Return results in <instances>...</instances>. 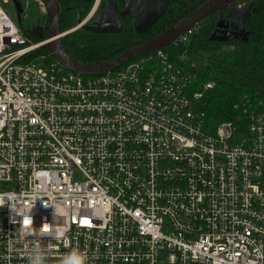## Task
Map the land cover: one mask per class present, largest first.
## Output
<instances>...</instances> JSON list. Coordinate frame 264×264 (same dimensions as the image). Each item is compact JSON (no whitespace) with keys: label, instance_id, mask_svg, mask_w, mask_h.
Returning a JSON list of instances; mask_svg holds the SVG:
<instances>
[{"label":"built area","instance_id":"1","mask_svg":"<svg viewBox=\"0 0 264 264\" xmlns=\"http://www.w3.org/2000/svg\"><path fill=\"white\" fill-rule=\"evenodd\" d=\"M10 1L0 0V181L10 185L0 194L25 207L43 197L29 216L0 206V264H26L30 225L53 222L65 231L38 245L46 264L74 250L87 264H264V100L245 93L211 130L197 106L215 80L197 84L194 58L160 48L106 73L70 70L25 33L22 20L36 6L45 18L46 3L21 0L17 21ZM41 56L48 69L35 66ZM51 201L64 211L55 221Z\"/></svg>","mask_w":264,"mask_h":264},{"label":"trees","instance_id":"2","mask_svg":"<svg viewBox=\"0 0 264 264\" xmlns=\"http://www.w3.org/2000/svg\"><path fill=\"white\" fill-rule=\"evenodd\" d=\"M105 2L108 0H103ZM120 2L121 0H114ZM205 0H171L165 14L145 33L139 34L134 29L130 17L121 21L122 28L117 33H95L77 29L68 33L61 40L64 50L78 63L97 65L113 59L139 44L159 34L165 28L186 17L196 6ZM242 0H239L240 2ZM246 1V0H243ZM61 30H67L77 21V11L82 16L93 4V0H58ZM233 5L207 16L198 24V30L192 35L189 43L172 42L163 47L179 58L183 53L194 58L197 64V84L215 80V85L208 90L204 99L197 106L203 110L209 129L215 128L220 122L232 119L237 114L233 110L236 100L249 93L252 98L264 100V0H255L250 17L246 20V29L250 31L247 40L219 42L211 40L213 20L217 14L231 13ZM48 22L38 37H47ZM26 34L36 40L29 31ZM48 51L47 48H40Z\"/></svg>","mask_w":264,"mask_h":264},{"label":"water","instance_id":"3","mask_svg":"<svg viewBox=\"0 0 264 264\" xmlns=\"http://www.w3.org/2000/svg\"><path fill=\"white\" fill-rule=\"evenodd\" d=\"M17 9L18 21H21V12L23 3L21 0H13ZM48 9V33L47 37L40 44L41 47H46L64 67L85 74H99L114 70L131 60H135L150 52L170 45L176 41L181 35L185 34L189 29L197 25L202 19L209 15L215 14L218 11L233 5V15L235 20L229 24L218 19L215 22L213 35L218 29L223 34L222 40L229 41L231 39L247 40L249 31L245 28V21L250 17L255 0L239 5V0H205L200 5L196 6L186 17L177 21L173 25L167 27L153 38L147 40L122 54H119L113 59L106 60L97 65H85L76 62L63 48L61 30L59 3L57 0H43ZM100 0H95V6ZM171 0H121L124 9H118L116 1L109 0L105 6L100 9L94 20V25L86 23L82 19L81 12H77V24L65 30L68 33L78 28L95 33H117L121 30V17L128 16L133 19L134 29L137 33L142 34L148 31L154 23L162 17L167 11ZM96 8V7H95ZM230 26V28H228ZM214 36L211 37L213 39Z\"/></svg>","mask_w":264,"mask_h":264},{"label":"clouds","instance_id":"4","mask_svg":"<svg viewBox=\"0 0 264 264\" xmlns=\"http://www.w3.org/2000/svg\"><path fill=\"white\" fill-rule=\"evenodd\" d=\"M0 195H3L5 198H7L5 199V203L0 204V206L7 204L10 210V216H9L10 219H12L13 215L20 217L29 216V213L33 208L37 199L43 197L40 192H33V194L30 197L32 201L31 206L25 207L17 204V198L14 193H6ZM49 203L54 206L53 217L55 221L57 217L64 214V211L61 208L59 202L51 201ZM12 222L16 223L15 220H12ZM44 224H42L39 228H33L30 225V230H29L30 234L33 235L35 239L33 240L29 253L26 256V264H46L45 249L38 245L44 239L45 234H48L50 236L49 240L59 239L64 234L65 230L58 223L55 222L51 224L48 223L49 227L47 229H45ZM87 261H88V257L86 253H84L81 250H74L59 257L57 264H87Z\"/></svg>","mask_w":264,"mask_h":264},{"label":"rangeland","instance_id":"5","mask_svg":"<svg viewBox=\"0 0 264 264\" xmlns=\"http://www.w3.org/2000/svg\"><path fill=\"white\" fill-rule=\"evenodd\" d=\"M241 2H248V0L246 1H240ZM104 3L103 0H100L98 2V5L95 6V0H93V4L92 6L90 7V9L87 11L86 15L82 16V12H81V16H82V19L85 20V19H88V21L86 20V23L92 21L93 19L95 20L96 18V15L97 13L100 11L101 7L103 6L102 4ZM239 3V2H238ZM96 7V8H95ZM5 8L7 9V11L9 12V14L15 19L18 21V18H17V9H16V6H15V3L13 1H10L9 3L5 4ZM36 9L37 6H36ZM35 9V7H33V10L31 12V15H30V21L31 23H28L26 22L27 20H22V24L27 27V31L30 32V34L34 35L33 37L38 40V41H41V38L38 37V32H43V27H45V22L47 20V16L44 18V15L40 14L39 12H37V10ZM92 11V12H91ZM78 12V11H77ZM77 24V21L75 22ZM31 24V26H30ZM76 24H74L76 26ZM78 29H81V28H78ZM77 30V29H76ZM75 31V30H74ZM26 33V32H25ZM70 33V32H69ZM68 34L67 31L63 30V36L61 37V40L64 36H66ZM38 41H35V40H32V42L36 43ZM43 41V40H42ZM140 45V44H139ZM138 46V45H137ZM45 49V47H43ZM34 64L37 68H43V69H48V65H47V62H46V59L41 56V57H37L34 61ZM0 186L3 187V188H9L10 185L6 184L5 182H1L0 181Z\"/></svg>","mask_w":264,"mask_h":264},{"label":"flooded vegetation","instance_id":"6","mask_svg":"<svg viewBox=\"0 0 264 264\" xmlns=\"http://www.w3.org/2000/svg\"><path fill=\"white\" fill-rule=\"evenodd\" d=\"M58 1V0H57ZM98 1V0H97ZM109 1V0H108ZM112 1H114V0H112ZM249 1V0H248ZM117 3H118V9L119 10H122V9H124V7H123V5H122V3H121V1L120 2H118V1H116ZM245 3V2H244ZM243 2H239V5H242V4H244ZM105 4H106V2H105ZM105 4H104V6H105ZM104 6H102V7H104ZM102 7H101V9H102ZM210 16V15H209ZM124 17H127V15L126 16H122L121 17V21H122V19L124 18ZM132 19V18H131ZM218 19H221V20H223V22H228L229 24H231V22L232 21H234L235 20V18H234V15H231V13H229V14H227V16H225V13H222V14H217V17H215V19L213 20L214 22H213V28H212V31H211V36H210V39H211V37L212 36H214V38H213V40H217V41H219V42H225L224 40H222L221 38H222V36H223V34L222 33H220V31L219 30H222L223 29V27H221L220 29H218L217 31H216V33L213 35V31H214V29H215V22L218 20ZM85 20H87L88 21V19H85ZM132 21H133V19H132ZM76 24V23H75ZM87 24H90V25H94V19L92 20V21H90V22H88ZM134 24V23H133ZM73 27V26H72ZM122 28V27H121ZM228 28H230V26H228ZM245 28H247L246 27V21H245ZM166 29V28H165ZM247 31H249L248 29H246ZM163 31V30H162ZM147 32V31H146ZM249 33H250V31H249ZM153 38V37H152ZM212 40V39H211ZM231 40H233V39H231ZM231 40H229V41H231Z\"/></svg>","mask_w":264,"mask_h":264},{"label":"snow or ice","instance_id":"7","mask_svg":"<svg viewBox=\"0 0 264 264\" xmlns=\"http://www.w3.org/2000/svg\"><path fill=\"white\" fill-rule=\"evenodd\" d=\"M83 222H84V223H89V221H88L87 218H85ZM25 223H29V221H28V220H25Z\"/></svg>","mask_w":264,"mask_h":264},{"label":"crops","instance_id":"8","mask_svg":"<svg viewBox=\"0 0 264 264\" xmlns=\"http://www.w3.org/2000/svg\"><path fill=\"white\" fill-rule=\"evenodd\" d=\"M47 15H48V14H47ZM26 22H27L28 25H29V23H31L30 18H29ZM45 25H46V22H45ZM195 26H197V25H195ZM43 29H44V27H43ZM197 30H198V27H197Z\"/></svg>","mask_w":264,"mask_h":264},{"label":"bare ground","instance_id":"9","mask_svg":"<svg viewBox=\"0 0 264 264\" xmlns=\"http://www.w3.org/2000/svg\"><path fill=\"white\" fill-rule=\"evenodd\" d=\"M92 12V11H91ZM104 73H106V72H104Z\"/></svg>","mask_w":264,"mask_h":264}]
</instances>
